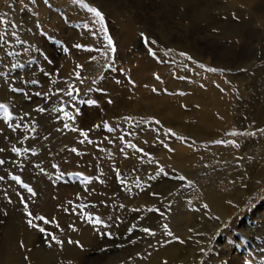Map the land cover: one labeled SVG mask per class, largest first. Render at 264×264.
Segmentation results:
<instances>
[{
    "label": "rangeland",
    "instance_id": "374dc122",
    "mask_svg": "<svg viewBox=\"0 0 264 264\" xmlns=\"http://www.w3.org/2000/svg\"><path fill=\"white\" fill-rule=\"evenodd\" d=\"M83 4L102 11L115 52L106 47L101 25ZM83 4L0 0V104L6 105L8 113L0 109V148L4 149L0 159L5 161L0 165L4 177L0 180V264H37L41 254L51 264H145L165 251L169 253L160 258L163 264H196L201 238L208 234L206 225L222 219L203 191L218 171L241 164L236 160L249 159L252 152H240L228 163L217 164L229 154L219 149L228 143L215 141L257 144L264 140L259 131L264 128V76L259 78L264 72V20H257L264 17V0H83ZM202 43L220 54L219 67L197 56ZM211 67L224 71L206 70ZM214 91L225 94L228 107L242 115L244 125L249 123L247 129L233 121L222 137L204 138L206 133L196 127L197 113L203 109L194 100ZM89 99L97 103L81 102ZM143 107L167 110L170 123L180 120L188 132L168 125L161 115L143 114ZM194 128L203 137L192 135ZM167 129L185 139L166 135ZM81 131L88 132L92 143H80ZM13 147L20 151L13 152ZM187 150L196 160L190 169L166 163L169 155ZM161 167L166 174L157 175ZM13 176H19L35 195ZM263 204L264 185L235 217L223 220L199 264H221L215 258L217 246L227 236L230 248L249 253L242 264H264V221L252 218ZM195 213L198 217L193 220ZM96 217L103 223L94 224ZM192 223L198 225L195 230ZM145 227L154 235L143 232ZM32 236L45 239L39 256L25 251ZM71 247L74 251L69 253Z\"/></svg>",
    "mask_w": 264,
    "mask_h": 264
},
{
    "label": "bare ground",
    "instance_id": "6f19581e",
    "mask_svg": "<svg viewBox=\"0 0 264 264\" xmlns=\"http://www.w3.org/2000/svg\"><path fill=\"white\" fill-rule=\"evenodd\" d=\"M208 1V0H207ZM238 1V0H237ZM240 1V0H239ZM244 1V0H243ZM234 3V2H233ZM242 3V1H241ZM252 3V2H251ZM207 5V4H206ZM253 5V3H252ZM262 5V4H261ZM250 5H247L246 7H249ZM205 7V6H204ZM263 7V6H262ZM208 8V7H207ZM252 8V7H250ZM249 8V9H250ZM206 9V8H205ZM210 9V8H209ZM258 9V7H257ZM256 9V10H257ZM263 11V10H262ZM259 13V12H258ZM264 20V17L259 16L257 18V20ZM232 26V25H231ZM252 26V25H251ZM239 31V30H238ZM253 31V30H252ZM194 32V31H193ZM257 32V31H256ZM259 32V31H258ZM192 33V32H191ZM242 33V32H241ZM252 33V32H251ZM258 34V33H257ZM233 35V34H232ZM238 36V35H237ZM251 36V35H250ZM253 36V35H252ZM192 37V36H191ZM194 37V36H193ZM235 37V36H234ZM260 37V36H259ZM258 37V38H259ZM209 38V37H208ZM252 38V37H251ZM257 38V39H258ZM206 39V38H205ZM232 39V38H231ZM204 40V39H203ZM207 40V39H206ZM214 40V39H212ZM260 40V39H259ZM209 41V40H208ZM251 42V41H250ZM249 42V43H250ZM197 43V42H196ZM252 43V42H251ZM202 43V47H200L199 49L196 50L197 56H199V58L201 59V61H205L208 64L214 65L216 67H219L221 60H219L220 54L217 53V51L215 53H212L211 51L214 49H212L210 51L205 49L203 47ZM200 44H198L199 46ZM259 45V44H258ZM257 45V46H258ZM168 46V45H167ZM208 46V45H207ZM251 46V45H250ZM249 47V45H248ZM252 47V46H251ZM253 48V47H252ZM194 49V48H193ZM235 49V48H234ZM233 49V50H234ZM225 50V49H224ZM229 50V49H228ZM231 50V49H230ZM254 50V49H253ZM225 52H223L222 54H224ZM228 53V52H227ZM230 56V55H229ZM225 57V56H224ZM229 61V60H228ZM232 61V60H231ZM230 62V61H229ZM227 63V62H226ZM252 63V62H251ZM222 64V63H221ZM228 64V63H227ZM207 65V64H206ZM247 66V65H246ZM226 67V66H225ZM245 67V66H243ZM251 73V72H250ZM248 75V74H246ZM257 75V74H256ZM255 75V77H256ZM262 76H264V72L261 71V73L259 74V78H262ZM253 77V76H252ZM258 77V76H257ZM242 78V77H240ZM247 78V76H246ZM258 78V79H259ZM246 80V79H245ZM249 81V80H248ZM253 81V79H252ZM258 82V80H257ZM250 83H248L247 85H249ZM246 85V86H247ZM255 87V86H254ZM253 88V87H252ZM261 88V87H260ZM248 89V88H247ZM254 89V88H253ZM257 88L255 87V90ZM253 91L256 93V91ZM259 90V89H258ZM251 91V90H250ZM258 92V91H257ZM225 95V94H224ZM224 95L221 92L218 91H214L211 92L209 95L206 96V94H204V96H202V98H195L194 103L197 101V103L202 106V111L199 113H197V117L199 118L198 121V125L196 127H199V130L201 131V129H203V131H201V134L206 135L204 138L207 139H214V138H220L222 137V135H224V133L228 130V128L231 126V124L233 123V121L236 122L237 125H244L242 123V115L241 116H237L234 112V110L232 109V107H228L227 103L225 102V98ZM258 96V95H257ZM257 98V97H256ZM147 99V97H146ZM194 99V98H193ZM253 99V97H252ZM192 100V99H191ZM254 100V99H253ZM252 101V100H251ZM246 101L241 102L242 104H247ZM196 103V104H197ZM254 103V102H253ZM195 104V106H196ZM251 103H249L250 105ZM245 105H240L245 107ZM251 106V105H250ZM253 106V105H252ZM197 107V106H196ZM255 107V106H254ZM242 110V108H240ZM246 109V108H245ZM239 110V111H241ZM254 110V109H253ZM252 110V111H253ZM165 111H157L154 109H148L146 107H143L141 112L147 113V114H158L161 115L162 117H164V119L167 121V124L170 126H181L184 127V132L188 130L187 128V124L182 123V121H176V123L173 125L170 123V119L168 118L169 114ZM246 113V110H244ZM254 112V111H253ZM259 112V110H258ZM160 113V114H159ZM193 113V111L191 112ZM190 113V114H191ZM250 114V113H249ZM253 114V113H252ZM192 115V114H191ZM190 115V116H191ZM194 115V114H193ZM256 115V114H255ZM257 115H259V113H257ZM262 115V114H260ZM196 116V115H195ZM250 116V115H249ZM155 117V116H154ZM256 117V116H255ZM186 118L187 115H186ZM242 118V119H241ZM248 119V118H247ZM196 120V119H195ZM254 120V118H253ZM257 117H256V119ZM252 121V120H251ZM192 122V121H191ZM234 122V123H235ZM254 122V121H253ZM260 121L256 122L257 124ZM248 123V122H247ZM246 123V125H244L243 127L247 129L246 126H248ZM264 123V122H263ZM191 124V123H189ZM188 124V125H189ZM195 124V123H194ZM249 124V123H248ZM260 124V123H259ZM192 125V124H191ZM234 125V124H232ZM255 125V124H254ZM264 125V124H263ZM175 126V127H176ZM195 126V125H194ZM193 126V127H194ZM258 126V125H257ZM191 126V128H193ZM254 127V126H253ZM249 128V127H248ZM251 128V127H250ZM259 128V127H258ZM240 129V128H239ZM257 129V127L255 128V130ZM193 130V129H192ZM195 132L192 134L195 137L199 136V137H203V135H197L198 133H196V129L194 128ZM198 130V131H199ZM188 132V131H187ZM190 132V131H189ZM188 134V133H187ZM188 136V135H187ZM222 139V138H221ZM263 139V138H262ZM262 139H258V140H262ZM227 139H225L226 141ZM228 141V140H227ZM198 145V144H197ZM222 145V144H221ZM208 146V145H207ZM224 146V147H223ZM235 146V147H234ZM195 147V146H194ZM220 147V146H219ZM236 148V149H234ZM257 148V149H256ZM188 149V148H187ZM216 149V148H214ZM213 149V150H214ZM221 151H226L229 154V157L223 158L221 160L218 159V163H223V162H229L231 160H233L234 158H237L238 156H240V152H245V151H252L251 153H249V159H243V160H236L239 161L237 163H240L241 161H243L241 164H237V165H232L231 167L225 168V170H221L218 171L216 175V177L213 178V181L210 185V187L208 186L207 189H205L203 191V194L205 195V198L208 200V202H210L212 204V207L215 211H217L220 215H221V220L217 219L215 220L213 223H210V225H206L209 227L208 229V234L204 237H202V241L200 244L201 247V256L199 257V259H197L196 264H199L203 258L206 255V250L209 247V244L211 242H213V235L214 233L223 225V220L229 219V218H233L237 215V211L238 209L242 206L245 205L246 202H248V197H251L253 194H255L258 190H260V188L264 185V140L260 141V142H256L255 141H249V142H235L233 144H224L222 145V147L219 148ZM219 150V151H220ZM257 150V151H256ZM211 151V149H210ZM218 151V150H217ZM195 157V156H194ZM194 157L189 153V150L184 151L183 153H179V154H174L173 156L169 155L168 160L166 161L167 164L169 165H176L178 167L181 168H185V169H190L192 166V163L195 164L196 160L194 159ZM211 157V155H210ZM212 159V158H211ZM204 161V160H203ZM206 162L208 161L207 159H205ZM216 161V159H215ZM212 163H215L214 161H211ZM200 163V162H199ZM210 163V162H208ZM211 163V164H212ZM198 164V163H197ZM231 164V163H230ZM236 164V163H235ZM214 165V164H213ZM227 166H229V164H227ZM197 167V165H196ZM218 167V166H216ZM220 167V166H219ZM219 167L217 169H219ZM221 168V167H220ZM207 174V173H206ZM205 174V175H206ZM214 174V173H213ZM204 178V177H203ZM211 179V178H210ZM162 183V182H161ZM165 184V183H164ZM245 185H247L245 187ZM204 202V201H203ZM248 204V203H247ZM263 206H260L257 211L255 212L256 216H252V218L255 219H260L261 222L264 221V209ZM209 209V208H208ZM213 211V210H212ZM254 211V210H253ZM198 212V211H197ZM200 212V211H199ZM198 212V213H199ZM204 212V211H203ZM210 211L207 210L206 213H209ZM197 213V214H198ZM196 214V213H195ZM193 214V220L197 219L198 215ZM250 214V213H249ZM207 217V216H206ZM215 218V217H214ZM216 219V218H215ZM235 220V219H234ZM195 223V222H194ZM192 223V227L195 230L196 227L198 225ZM234 223V222H233ZM243 224V223H242ZM205 225V224H204ZM249 225V224H248ZM251 225V224H250ZM244 226V225H243ZM246 227V226H245ZM244 227V228H245ZM250 227V226H249ZM249 227L246 228V230H249ZM201 228V227H200ZM247 230V231H248ZM207 231V230H206ZM195 232V231H194ZM16 235V234H15ZM233 239V238H232ZM228 236L227 237H223L222 239L219 240V246L220 247V251H218V256L215 257L216 260H219L221 264H242V260L245 262L249 259V253L246 252V250H243V252H241V254H238L239 252L237 250H234L233 248L229 247L228 244ZM231 240V239H230ZM245 241V240H244ZM14 242V241H13ZM45 242V239L43 237H33L32 239L29 241L28 243V251L25 250L26 252L31 251V255H38L39 252H41L42 246L44 245L43 243ZM242 245V242L240 244V246ZM244 246H246L244 244ZM242 246V247H244ZM47 248V247H46ZM44 250V247H43ZM57 251V250H56ZM62 251V250H61ZM64 251V250H63ZM62 251V252H63ZM69 253L73 252L74 249L69 248L67 250ZM43 252V251H42ZM59 252V251H58ZM30 253V252H29ZM169 253L168 251H165L163 253L162 256L157 257V259H153L151 260L150 263H145V264H163V262H161L160 258H167L166 254ZM19 254V253H18ZM26 254V253H25ZM57 254V253H56ZM32 255V256H33ZM54 255V254H53ZM59 255V253H58ZM62 255V254H61ZM68 255V254H67ZM88 255V254H87ZM31 256V257H32ZM39 256V255H38ZM52 256V255H50ZM36 256H34L35 258ZM244 257V258H243ZM21 258V256L19 257ZM49 257L46 255H42L39 256L36 261L37 264H51V262L48 260ZM56 258V256H55ZM84 258V257H83ZM171 258V257H168ZM182 258V257H179ZM94 259V258H93ZM34 260V259H33ZM89 260V259H88ZM18 261V260H17ZM55 261V260H54ZM57 261V260H56ZM55 261V262H56ZM85 261V260H84ZM59 262V261H58ZM86 263V262H85ZM15 264V263H14ZM22 264H25V262H23Z\"/></svg>",
    "mask_w": 264,
    "mask_h": 264
},
{
    "label": "snow or ice",
    "instance_id": "6c2138e0",
    "mask_svg": "<svg viewBox=\"0 0 264 264\" xmlns=\"http://www.w3.org/2000/svg\"><path fill=\"white\" fill-rule=\"evenodd\" d=\"M75 2L83 4V0H75ZM83 7H86V8L88 9V11H89L90 13H92V14L96 17V21H95V23H98V24L101 25V30H102L103 33H104V40L107 41V45H106V47H109V48L111 49L112 52H115V51H116V48L113 46V40H112L111 36L108 35V29H107V27H106L105 24H104L105 16H104V14L102 13V11L99 10L97 7H89L87 4H83ZM93 35H95V33H93ZM141 35H142V38H143L144 41H145V44H148V43H149L148 38H147V37H144V36H143V33H142ZM0 38H2V37H0ZM151 43H152V44H155L156 41L153 40V41H151ZM75 47L80 48L81 45H80V44H76ZM65 51H67V49H65ZM170 51H171V50H170ZM148 52H149V54L152 55V56H155V55H156V53H155L151 48L148 49ZM180 55H181V56H185L186 53L181 52ZM187 58H188V59H192L191 57H187ZM93 59H95V57H93ZM198 66H199L200 68H204V67H205L203 64H200V65H198ZM206 70L209 71V72H218V71L222 72V71H224V69H218V68H215V67L207 68ZM79 75H80V74L78 73V74H77V77H78V78H79ZM182 78H183V77H182ZM157 79H159V77H157ZM129 82L131 83V81H129ZM117 83H119V81H117ZM70 87H71V86H70ZM153 91H156V89H153ZM65 94H66L67 96L71 97L73 100L76 99V97L73 96V92H72V91H67ZM37 95H39V93H37ZM81 102H82V103L91 104V105H95V104L97 103L96 100H92V99H89V100H87V101H81ZM108 102L111 103L110 100H109ZM0 109H2V110L4 111V113H5V115L7 116L8 113H7V107H6V105H4V104H0ZM40 111L42 112L43 109H40ZM61 111H63V109H61ZM64 115H65V116H69V113L65 111V112H64ZM69 118H71V117H69ZM124 119L128 120V119H130V118H129V117H125ZM153 122H154L155 124H159V123H160V121H158V120H155V121H153ZM103 126H104L105 128H108V131H109V132L113 131L112 128L108 127L107 123H105ZM17 127H19V125H17ZM64 127H65V128H68L69 125H68V124H64ZM96 127H100V126L97 125ZM72 131H76V129L73 128ZM259 131H260L261 133H264V128L259 129ZM167 134H170L171 136H174L177 140H181V141H183V140L185 139V138L182 137V136H177V134H176L175 132H173L171 129H167V130H166V135H167ZM230 134L233 135V136L238 135V133H236V132H232V133H230ZM239 134H240V135H253V136L255 135V133H239ZM80 135L84 137V139L81 140L80 143H84L85 141H87L88 143H92L91 140H88V132H86V131H81V132H80ZM120 139H123V137H120ZM215 143H216L217 145L224 144V143L233 144L234 141H227V142H225V141H223V140H216ZM129 146L132 147V148H136V145H129ZM164 147H165V148H168V145H167V144H164ZM168 150H169V151H172L171 148H168ZM3 151H4V149H3V148H0V152H3ZM12 151L18 153L20 150H19L18 148L13 147ZM25 151H27V149H26ZM72 151L75 152L76 149L73 148ZM136 151H137V152H142L143 149H142V148H136ZM4 163H5V161H4L3 159H0V165H3ZM53 167H55V165H53ZM159 174H166L164 168H162V167L159 168V171H158L157 175H159ZM77 175H79V173H78ZM3 178H4L3 176H0V180H2ZM154 178H155V177H153V179H154ZM12 179H13L14 181H16L17 183H22V181H21V179H20L19 176H13ZM178 179L181 180V181H183V180L185 179V177H184V176H179ZM85 182H86V183L88 182V181H87V178H85ZM22 186H23V188L27 189V191H28L29 193H31L32 195H35V193L33 192L32 188L29 187V185H28L27 183H22ZM21 202H23V201H21ZM121 207H123V205H121ZM205 207H207V205H205ZM25 208L27 209V205H26V204H25ZM134 211H138V210H135V209H134ZM149 211L152 212V211H158V210H154V209H151V208H150ZM28 215H29V216H32L33 214L29 212ZM161 215H163V213H161ZM35 219H38V220H40V221H43L44 223H48V222H49L48 220L45 219L44 216H36ZM110 219H111V217H110ZM217 219H218V218H217ZM28 223H29V225H31L32 227H34V228L36 227V225L33 224V222H32L31 219L28 221ZM93 223L99 225V224H102L103 221L101 220L100 217H96L95 220L93 221ZM133 227H135V225H133ZM167 227H168V226L165 224V225H164V228L167 229ZM39 231H40L41 233H44V232H45V229H44L43 227H41V228H39ZM128 231L131 232L132 229L129 228ZM142 231L145 232V233H150V229L147 228V227L143 228ZM150 234H153V235H154V233H150ZM168 235L170 236V235H171V232H169ZM51 239L54 240L57 244L61 243V241L58 240L55 236H51ZM70 242H71V241H70Z\"/></svg>",
    "mask_w": 264,
    "mask_h": 264
}]
</instances>
